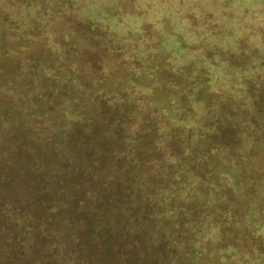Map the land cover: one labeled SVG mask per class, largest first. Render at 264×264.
Returning <instances> with one entry per match:
<instances>
[{
	"label": "rangeland",
	"instance_id": "rangeland-1",
	"mask_svg": "<svg viewBox=\"0 0 264 264\" xmlns=\"http://www.w3.org/2000/svg\"><path fill=\"white\" fill-rule=\"evenodd\" d=\"M78 1L82 9L79 14L75 15L71 6L66 5L62 10L64 21L52 18L53 24L38 19L37 15L45 18V10L41 4L34 5L32 9L24 6V10L18 13L0 7V27L6 26L7 29L12 26V33L0 32V98L1 92L7 91L3 76L8 77L10 74V69L6 66L10 63L9 54L12 53L11 58L14 60L17 53L23 54L15 46V40L22 41L19 44L21 48L33 47L35 43V48L39 47L41 59L54 60L56 54L64 53L63 47H76V55L92 60L93 56L110 57L108 53L113 50L112 40H109L104 30L117 36L126 33L127 36H123V40H119L117 45L121 58L126 57L132 47L143 46L147 61L154 57L164 60L166 49L170 50V54L178 55L185 48L184 56L174 63L178 70L180 59L195 55V40H209L212 37L219 45L222 43L231 60L245 68V79L258 103L260 114L264 116V0ZM21 4L22 2H16L14 6ZM29 12L35 18L30 17ZM6 15L11 20H5ZM12 22L17 24L11 25ZM101 34L105 40L99 39ZM184 41L188 46L182 45ZM131 54L134 55L133 52ZM199 60L200 54L188 60L180 73L178 70L176 74H171L178 78L170 79L168 84L171 90L165 92L164 101H161L165 108L179 113L184 119L193 116V111L189 105L180 103L183 99L181 94L194 97L195 91L193 88L189 89L188 82L195 77V67ZM58 65L60 68H54V73L70 77L73 76L74 69L79 68V64L72 63L71 59L64 63L59 58ZM91 66L94 67L95 63ZM88 70L94 73V68L90 69L88 66ZM113 72L118 77L123 75V71L116 66ZM183 84L185 87L182 90L176 86ZM150 86L147 95L157 99L163 93L162 88L153 87L152 84ZM246 88L238 93L250 100V93ZM220 91L223 96H230L228 86L221 87ZM223 96L215 97V94H210V106L207 109L209 112H223L224 120L231 122L223 130L220 146L214 145L208 156L201 150L195 151L192 146L190 157L185 159L188 164H194L193 169L196 170L192 173L193 180L187 175L180 184L184 193L187 191L184 199L187 198L190 202L186 206V214L191 216L190 221L184 222V212L170 199L165 186H157L149 169L140 165L133 173L143 174L147 192L141 198L144 197L149 203L142 205L137 194L128 196L126 193L124 198L118 195L115 198L131 208L134 211L132 213L140 216L139 218L145 217L146 227L139 232L127 225L124 233L114 227L111 232L117 236L115 246H109L98 231L95 234L86 231L87 219L79 211L77 217L68 216L70 197L62 196L65 185H61L62 190L58 196L63 205L54 215L50 212L49 224L45 226L38 213L40 206L36 200L43 196L46 184L45 163L49 160L46 153L53 150L44 147L50 141L42 138L48 130L53 131V136H57L55 134L60 131L63 139L62 155L70 154L74 143L82 148V142L91 136L93 140L100 142L104 139L100 138V127L95 128L89 123L88 128L84 129L82 125L87 117L92 122L100 121L99 111H106L107 108L110 113L119 116L114 126L121 133L130 128V125L121 117L116 101H109L108 104L107 100L101 101L98 96L70 91L53 82L42 93L37 107L31 108L27 113L22 130L13 135L12 139H6L0 151V166L14 179L22 196L16 198L0 191V209L9 211L8 216L4 215L5 222L15 237L23 240L27 260L36 264H63L67 251L77 248L86 264H227L222 260H226L228 256L233 259L234 264H264V139L250 129L255 126L250 121L257 115L251 113L250 116L245 112L241 102L230 103L227 111L223 110L224 107L220 105V101H224ZM44 121H47L50 129H35L37 123ZM246 122L249 125L247 127L243 124H247ZM52 125L56 129H52ZM109 132L110 136L118 138L114 127ZM172 133L177 134L175 130ZM177 135L196 144V140L189 134L178 132ZM131 137L127 150L121 149L118 143L112 149L123 151L131 161L137 163L143 160L140 153L142 156L143 154L141 151L139 153V148L135 145L134 139L137 136L132 131ZM165 159L176 162L178 168L187 167L179 163L177 156H170L169 153H166ZM151 171L157 173L155 168ZM105 185L118 190L132 186L128 178L123 177L115 181L106 180ZM136 187L139 188L138 185ZM46 189L50 198L56 201L57 197H52L54 191L51 185ZM143 206L144 211H138ZM240 209L241 213L238 212ZM233 216L236 222L232 220ZM70 221L75 229L68 224ZM43 230L46 232L44 245L38 243V231ZM154 231L161 235L162 245L157 241L158 234ZM196 236L208 245L203 243V246H199ZM208 246L212 249L218 247L222 260L216 258V252L208 249Z\"/></svg>",
	"mask_w": 264,
	"mask_h": 264
},
{
	"label": "trees",
	"instance_id": "trees-1",
	"mask_svg": "<svg viewBox=\"0 0 264 264\" xmlns=\"http://www.w3.org/2000/svg\"><path fill=\"white\" fill-rule=\"evenodd\" d=\"M0 1V7L7 10L9 8V11L13 13L23 11L24 6L32 9L34 5L41 4L45 10V18L43 19L37 15L38 19L52 24V18L64 21L62 10L66 5L71 6L75 15L79 14L82 10L78 0ZM16 2H22V4L15 7L14 4ZM21 6L23 7L22 10ZM29 13L30 17L35 18L31 12ZM6 18H9V15L5 16V20ZM14 24L17 23L12 22L11 25ZM36 24L39 23L36 21ZM59 24L67 25L66 23ZM114 25L119 26L115 23ZM94 28L97 30L95 24ZM70 30L72 33L74 32L72 29ZM1 31L11 32L12 26L7 29L6 26L0 27ZM104 31L109 36V40H112L111 46L113 50L108 53L110 57L93 56L92 60L91 58L86 59L81 55H76L78 51L76 47L73 49L63 47L64 53L56 54L54 60L41 59L40 53H38L39 47L35 48V43L33 47L21 48L19 44L22 41L15 40V46L23 54H15V60L11 58L12 53L9 54L8 59L10 63L6 66L10 69V74L7 75L8 77L3 76V82L6 84L7 91H2L0 98V151L5 145L6 139H12L13 135L22 130V124L25 122L27 113L31 108L37 107L42 93L49 89L53 82L62 85L70 91L79 92L87 96H98L101 101L107 100L108 104L110 103L109 101H116L121 112V117H124L130 125V128L124 132L121 133L114 126L119 116L110 113L109 108L106 111L105 109L99 111L100 121L96 120L92 122L88 120V117L84 119L82 125L84 129L88 128V125L91 123L95 128L100 127L102 132L100 138H104L100 141L101 143L93 140L91 136L82 142V148H79L74 143V148L70 151V154L65 153L62 155L63 139L61 132L58 131L55 134L57 136H53L51 135V133L54 134L53 131L48 130L49 132L42 140L44 138L45 140L48 139L50 142L49 144H44V147L53 151L46 153V156L49 157V160L45 163L46 184L43 189V196L41 199L36 200L38 206H40L38 213L46 226L50 221V212L54 215V212L60 209L62 200L60 201L58 196L62 190L61 185H65V191L62 196L67 195L70 197L68 201L70 206L67 210L68 216L70 218L77 217L79 216V211L87 219L86 231H92V234L98 231L100 235L104 236L103 240L107 245L115 246L117 236L111 232L114 227H117L122 233L126 230L127 225L139 232H142L146 227L145 217L139 218L140 216L138 217L137 214L132 213L134 211L131 208H128L126 204L118 202L115 198L116 195L124 198L126 197V193H128V196L137 194L140 198L145 195L147 190H145L146 186L143 174L137 175L133 173V170L137 166L144 165L149 169L156 185L160 187L164 185L165 192L169 194L170 199L175 204H178V207L184 212V222L188 223L190 221V214H186V206L190 202L189 199H184V194L187 191L184 193V189L180 187V184L185 179L184 176L188 175L192 179V173L196 170L193 169L195 165L192 163L188 164L185 159L190 157V148L192 146L195 148V151L201 150V152L208 156L214 145L220 146V137L223 130L228 128L231 123L230 120H224L225 114L223 112L214 110V113L213 111H207L208 106H210V99H208L210 94H215V97L223 96L220 93L221 87L228 86L230 96H223V102L219 100L220 105L224 107L223 110L227 111L230 103H243L245 112H248L250 116L251 113L257 115L253 116V121H250L254 122L255 125L250 129L254 132L256 131L255 133L262 139H264V116L262 113L261 116L258 103L254 100L251 87L245 79V68L236 61L231 60L225 53L222 43L220 42L219 45L212 37L209 40H195V55L191 58L180 59L178 61L180 73L184 70L182 67L187 65L188 60L194 59L200 54V60L197 61V65L195 64V69L197 68L195 70L196 75L188 82L189 89L193 88L195 95L193 98H189L187 94H181L183 99L180 103L189 105L193 111V116L184 119L181 118L179 113L171 112L168 108H165L161 101H164L165 92L171 90L168 84L170 79L178 78L175 75H171L178 72L174 63L184 56L186 49H181L182 51L178 55L170 54V50L166 49V58L164 60L154 57L149 58L147 61L144 47L139 46V48L132 47L130 53L126 57L121 58L117 45L120 43L119 40H123L127 36L126 33L123 34V37L108 34V31ZM99 39H104L102 34L99 35ZM134 44L136 45L137 43L134 42ZM182 45L184 47L188 46L185 41ZM17 52L19 51L17 50ZM37 56H40V58ZM59 58H62L64 63H67L71 59L72 63L77 62L79 64V68L74 69L72 77L54 73V68H60L58 65ZM6 60L7 57L5 58ZM93 63H95L94 67L91 66ZM117 63L118 65H116ZM88 66H90V69L94 68V71L92 70L94 73L88 70ZM115 66L123 71L121 77L114 74ZM83 68H86L85 72ZM199 76L202 78H199ZM150 84L163 90V93L157 99L147 95L151 89ZM176 86L182 90L185 84ZM243 88H246L247 92L250 93V100L248 97L238 93ZM220 105L218 106L220 107ZM246 123H243L244 126H249L248 122ZM47 124V121L41 122V124L37 123L35 129H50ZM113 127L116 130L115 134L118 138L114 135L110 136L109 130H113ZM51 128L56 129L55 125H52ZM58 129L60 128L58 127ZM250 129L248 128V130ZM174 130L177 134L178 132L189 134L196 140V144L199 146H195L196 144L192 141L189 143V139H183L182 136L177 134L174 135L172 133ZM131 131L135 137L137 136L134 142L139 148V153L141 151L143 154L142 156L140 153V157L143 160L137 161V163L131 161L129 156L124 154L123 151L112 149L119 144L121 149L127 150L128 143L132 141ZM166 153H169L170 156H177L179 163L187 167L181 169L177 167L176 162L166 161ZM153 168L156 169L157 173L151 171ZM121 177L128 178L133 187L128 186L124 190H118L113 186L109 187L105 185L106 180L115 181ZM49 185H51L54 191L52 197H57L56 201L50 198V193L46 189ZM136 185L139 186L138 189ZM0 191L16 198L22 197L14 179L1 166ZM49 198L50 200H48ZM141 202L144 206L149 203L144 197L141 198ZM244 205L245 202H243L242 207ZM144 206L139 208L138 211L143 212ZM238 212L241 213V209ZM4 215L8 216L9 211L2 210L1 208L0 264H36L35 262L30 263L27 260L23 240L15 237L10 231L8 224L5 222ZM63 216L67 219L65 215ZM112 220L114 223H112ZM134 220H136V223H134ZM232 220L236 222L234 216ZM68 224L75 229L72 221L68 222ZM49 228L51 227L49 226ZM189 231L191 232L190 228ZM154 233L158 234L157 241L162 245L161 235L156 233V231ZM38 234V243L44 245L46 239L45 230L43 232L38 231ZM143 234L139 233V235ZM196 238L199 246H203V243L208 245L199 236H196ZM16 243L18 246H16ZM207 248L212 249L209 246ZM212 251L216 252V258L219 259L218 247L213 248ZM222 261L227 264H234L233 259L229 256L226 260ZM63 264L86 263L77 248H70L66 253Z\"/></svg>",
	"mask_w": 264,
	"mask_h": 264
}]
</instances>
